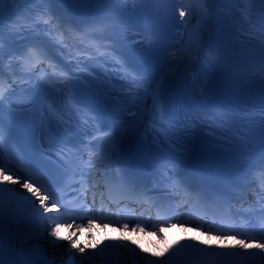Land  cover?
<instances>
[{"label": "snow or ice", "instance_id": "1", "mask_svg": "<svg viewBox=\"0 0 264 264\" xmlns=\"http://www.w3.org/2000/svg\"><path fill=\"white\" fill-rule=\"evenodd\" d=\"M42 3H55L57 0H41ZM148 2L151 3H176V0H148ZM211 0H198V3L202 4L204 7L199 9L201 16V36L203 35V31L205 30L206 26V17H207V4L210 3ZM193 14L192 8L190 6L186 7L184 5H181L178 8V15L183 21L186 16H191ZM39 20H43V23L45 25L50 24L51 19V12L46 11L43 12L41 15L38 16ZM186 22V21H185ZM99 31H105L107 30V25H99L97 26ZM4 26H3V10L0 8V78L3 77V63H4ZM147 35L151 37L154 35L153 27L152 25H149L147 29ZM60 38L63 39V34H60ZM262 42H264V37H262ZM96 51L100 55H112L113 58L116 61V64H118L121 68H126L125 62L120 58L116 57L114 53H112L110 50H108L106 47L103 51H101V45L96 44L95 45ZM35 49V51H33ZM184 53L187 54L189 57L193 54L191 49L186 48L184 50ZM39 56L41 59L47 58V52L46 50L39 44H35L30 46L29 51L25 53L23 56L21 55H10L9 56V66H11L15 61H21L24 62L28 60L31 57ZM175 56V54H173ZM188 63V60L184 58V54L181 55L179 59H174L173 61H169L168 65L166 66L165 72L163 74V77L160 82V86L156 89V96L159 98L160 96V88L163 87L164 80L168 79L170 76L178 73L186 64ZM34 67V65H33ZM43 71V69H41ZM254 71L258 74L264 75V63L258 62V66L255 67ZM29 74L35 75V73L31 72V67H29ZM13 75H15L13 73ZM68 79L67 75L61 73L60 78L58 81H54L51 78H48L47 84L50 89L54 90L58 87H67V84L64 83ZM130 80L132 84L136 85L139 84L142 80L141 77L137 76L135 73L130 74ZM16 80L13 79L11 83L7 84L5 86V83L2 79H0V111H2V105L5 99H7L11 95V91L13 90V85H15ZM156 103V100H154V104ZM53 110V106L49 104V111L51 112ZM139 115V113H134L132 120L134 121L136 116ZM89 120H94L95 117H89ZM95 131L104 133L105 130L103 127L96 128ZM129 128H126L123 135L120 137H117L114 133H106L102 135L101 137H98V140H104L105 142L109 143L112 148L113 155L118 154L122 151L123 144L125 142V139L128 135ZM62 151H71V149H66ZM158 167L163 168L165 172L168 171L169 164L166 163H159ZM36 172L40 175V177L46 182L45 185H35L29 181V179L24 178L22 176L17 175L16 179H13L11 175H9V179L13 181V183H17L20 185L21 189H24L27 192V196H24L23 193H21V198L25 201H27L29 198H31V208L32 211L35 213V215L28 216L27 217V224H22L19 222H13L11 220L5 221L4 212L3 209L0 208V258H4L5 251H9L11 253H15L17 243L25 244L27 243L29 245L28 248L23 249V251L27 252L26 256H22V259L17 261L16 264H56L54 259H49L47 252L45 249L40 246L39 241L46 240L48 237L53 238L52 243L55 244L56 241H64L67 242L68 245L74 249L77 250L80 254L85 253V247L82 246L79 241L75 238V233H71L70 235L61 238V229L63 225L59 223L60 217H53L49 213V208L47 207V203H52V207L56 208L57 204L56 202H53V197L56 196V192L53 191L54 188L59 187L60 185L53 183L43 172H41L39 169H36ZM4 170L0 169V180H3L4 177ZM91 173L89 172L88 175ZM75 175V174H73ZM80 175H85L84 172H81ZM170 178V177H169ZM260 180L261 183H264V164L260 167ZM78 183V181H77ZM74 191L77 193V199H84L81 197L78 193V190L76 188V184L70 185ZM4 191H15V189H4ZM101 199H103L101 197ZM38 201V207L37 202ZM95 199L93 200V203H95ZM203 203L202 198L196 197V204L199 206ZM260 204H264V193H261V198L258 201ZM41 209L43 211H41ZM60 212L66 211V209L61 206L59 209ZM77 211H88L91 212L92 208L87 204V201L85 199L84 203L81 205ZM103 209H98V214H103ZM261 219L264 220V209H262L261 212ZM48 221H52L55 226L50 228V231L48 230L49 225L47 224ZM91 226V224L89 225ZM122 227L127 228L128 224L125 223L122 225ZM137 227H139L137 225ZM200 228H203V225L199 226ZM249 231L255 232L256 235L252 238L245 237L243 239L239 240V246L241 249L249 250V249H259L261 251H264V227H261L259 230H257L253 225L248 226ZM135 230V229H134ZM143 230V229H141ZM222 238V237H221ZM233 239H236L237 236L234 235L232 237ZM178 244H180L179 241H177ZM192 250L194 252H199L202 254H206L209 256L215 255L218 257L224 258V264H231V257L237 256L240 257L242 260H249L252 256L255 255V253L246 251L243 256H241L240 253L236 252H218V253H212L208 252L205 253V249L203 247H193ZM168 251L167 249L165 250ZM171 255V254H170ZM5 264V261H4ZM145 264H173L172 261H170L167 257L163 259H151L146 260ZM176 264H185L184 261H177Z\"/></svg>", "mask_w": 264, "mask_h": 264}, {"label": "bare ground", "instance_id": "2", "mask_svg": "<svg viewBox=\"0 0 264 264\" xmlns=\"http://www.w3.org/2000/svg\"><path fill=\"white\" fill-rule=\"evenodd\" d=\"M185 21L189 23L190 19L185 17L183 22ZM182 54H184L185 59L190 60L191 56L189 57L185 54L182 49L178 50L175 59H179ZM102 181L103 171L101 166L95 164L91 171L89 182L91 186L99 187ZM0 184H6L11 189H15V192L20 191L25 196L28 195L24 189L20 188L19 184L13 183L6 176L3 177V180H0ZM101 201L102 203L105 202L104 199ZM48 214L56 217L51 212ZM89 225L82 229L64 226V231H62L63 235H68L70 232L75 233V238L85 247L84 254L72 249L64 241H56L53 244V238L51 237L39 241V244L45 249L49 259H54L56 264H145L146 260L168 257L175 241L178 239L186 242L191 250L193 247H203L205 253L236 252L243 256L246 251L252 252L255 255L249 260H242L237 256L231 257V260H240L241 264H264V251L259 249L244 250L240 248L238 240L206 236L190 228H183L177 225L160 228L146 234L124 231L97 223ZM51 227L53 226H49V231ZM28 247L27 243L17 245L16 252L25 255L27 252H22V250ZM166 249L168 250L167 252L165 251ZM203 255L211 259H224L215 255Z\"/></svg>", "mask_w": 264, "mask_h": 264}, {"label": "clouds", "instance_id": "3", "mask_svg": "<svg viewBox=\"0 0 264 264\" xmlns=\"http://www.w3.org/2000/svg\"><path fill=\"white\" fill-rule=\"evenodd\" d=\"M60 235H61V238H63V237H66V236L70 235V233H69L68 235H63V234H62V229H61V233H60Z\"/></svg>", "mask_w": 264, "mask_h": 264}]
</instances>
